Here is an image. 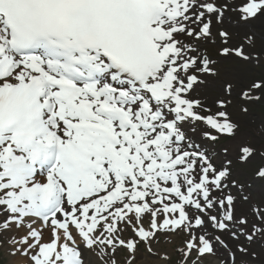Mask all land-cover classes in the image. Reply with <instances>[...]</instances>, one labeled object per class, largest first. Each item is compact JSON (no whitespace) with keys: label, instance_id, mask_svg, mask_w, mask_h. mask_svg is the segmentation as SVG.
Masks as SVG:
<instances>
[{"label":"snow or ice","instance_id":"obj_1","mask_svg":"<svg viewBox=\"0 0 264 264\" xmlns=\"http://www.w3.org/2000/svg\"><path fill=\"white\" fill-rule=\"evenodd\" d=\"M0 250L264 264V0H0Z\"/></svg>","mask_w":264,"mask_h":264},{"label":"rangeland","instance_id":"obj_2","mask_svg":"<svg viewBox=\"0 0 264 264\" xmlns=\"http://www.w3.org/2000/svg\"><path fill=\"white\" fill-rule=\"evenodd\" d=\"M259 23V22H257ZM210 50L214 51V48L210 45L209 46ZM233 70L232 65H224L221 69L222 74L223 73H229ZM179 246V238H176V242L173 243L169 240H166L164 238H161V242L158 245L159 250L161 251H169V252H174V249ZM257 250L259 249V246L257 245ZM127 253L123 250H121L117 256V259L119 260L120 264H124V260L126 257ZM180 257L176 254H173L172 256V264H178ZM0 264H9V258L5 255V253L0 250ZM138 264H159L158 261L156 260H149L147 257H143L142 259L138 260Z\"/></svg>","mask_w":264,"mask_h":264}]
</instances>
